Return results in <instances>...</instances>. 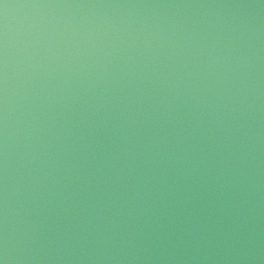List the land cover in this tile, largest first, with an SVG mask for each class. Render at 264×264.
Returning <instances> with one entry per match:
<instances>
[{
  "label": "clouds",
  "instance_id": "obj_1",
  "mask_svg": "<svg viewBox=\"0 0 264 264\" xmlns=\"http://www.w3.org/2000/svg\"><path fill=\"white\" fill-rule=\"evenodd\" d=\"M0 264H264V0H0Z\"/></svg>",
  "mask_w": 264,
  "mask_h": 264
}]
</instances>
